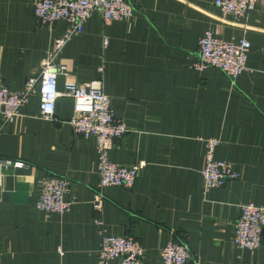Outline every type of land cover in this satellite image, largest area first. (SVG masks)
Wrapping results in <instances>:
<instances>
[{"label":"crops","instance_id":"crops-1","mask_svg":"<svg viewBox=\"0 0 264 264\" xmlns=\"http://www.w3.org/2000/svg\"><path fill=\"white\" fill-rule=\"evenodd\" d=\"M37 0H0V84L19 91L65 28L39 25ZM128 20L104 22L93 11L83 31L56 58L67 74L86 83L102 78L113 113L127 131L109 150L110 161L144 160L130 188L107 186L100 211L92 201L98 181L93 136L75 133L67 120L73 100L55 102L56 121L39 116L33 93L22 116L0 118V262L96 264L100 227L131 235L143 248V264H161L170 241L187 245L192 264H264L260 247L240 249L231 240L239 205H264V0L243 18L223 16L214 0H127ZM205 30L224 40L250 43L246 69L234 83L221 70H196ZM103 37L107 42L103 44ZM102 66V71L98 67ZM216 137L214 157L231 162L240 176L204 189L205 139ZM69 181L75 201L64 213H47L35 201L46 175ZM117 264V259L110 261Z\"/></svg>","mask_w":264,"mask_h":264},{"label":"built area","instance_id":"built-area-1","mask_svg":"<svg viewBox=\"0 0 264 264\" xmlns=\"http://www.w3.org/2000/svg\"><path fill=\"white\" fill-rule=\"evenodd\" d=\"M256 0H214L223 16L235 19L243 18L251 11ZM132 6L127 0H37L34 4V16L39 25L52 28L56 21H64L63 33L56 37L46 51L40 63L39 73L28 77L19 91H12L0 84V118L3 121L22 116V108L29 97L37 91L39 97V116L44 120L56 121L55 102L61 95L73 100V111L67 122L73 131L82 137L93 136L97 152L98 181L93 195L92 206L100 211L104 201V188L118 186L130 189L144 160H137L130 165H121L110 161L108 153L115 141L126 131L125 122L117 117L111 108L110 98L103 90L102 78L86 83H77L66 79L62 90L57 87V76L67 74L66 67L56 62L66 43L72 36L83 31L84 23L93 11L101 14L104 22L128 20L132 15ZM107 42L103 37V44ZM250 43L241 38L237 41L224 40L205 30L198 40L196 58L192 67L202 70L213 67L225 73L230 81L246 69V60ZM102 71V66L98 67ZM219 139H205L204 165L201 169L204 189L222 186L227 180L239 178L234 165L226 160L214 157ZM21 168L22 161L4 162L0 160L1 171L6 166ZM66 197V198H65ZM75 201L69 194V181L59 175H46L41 180V190L35 201L37 209L47 213H64ZM96 223L100 227V243L96 264H110L117 259V264H143V248L131 235H108L103 230V221L99 217ZM264 229V205L252 202L239 205V217L234 223L232 242L240 249H256L262 243ZM161 264H192L187 245L180 241H170L160 249ZM0 264H2L0 262Z\"/></svg>","mask_w":264,"mask_h":264},{"label":"water","instance_id":"water-1","mask_svg":"<svg viewBox=\"0 0 264 264\" xmlns=\"http://www.w3.org/2000/svg\"><path fill=\"white\" fill-rule=\"evenodd\" d=\"M66 198V197H65Z\"/></svg>","mask_w":264,"mask_h":264}]
</instances>
